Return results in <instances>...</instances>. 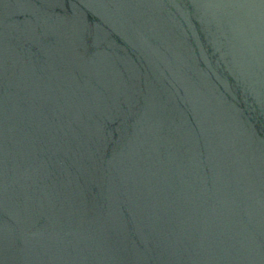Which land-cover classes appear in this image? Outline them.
<instances>
[{
    "label": "water",
    "instance_id": "obj_1",
    "mask_svg": "<svg viewBox=\"0 0 264 264\" xmlns=\"http://www.w3.org/2000/svg\"><path fill=\"white\" fill-rule=\"evenodd\" d=\"M0 264H264V0H0Z\"/></svg>",
    "mask_w": 264,
    "mask_h": 264
}]
</instances>
